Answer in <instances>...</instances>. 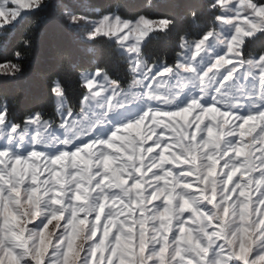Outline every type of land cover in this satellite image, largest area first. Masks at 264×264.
<instances>
[{
	"label": "snow or ice",
	"instance_id": "6c2138e0",
	"mask_svg": "<svg viewBox=\"0 0 264 264\" xmlns=\"http://www.w3.org/2000/svg\"><path fill=\"white\" fill-rule=\"evenodd\" d=\"M0 264H264V0H0Z\"/></svg>",
	"mask_w": 264,
	"mask_h": 264
},
{
	"label": "trees",
	"instance_id": "16d2710c",
	"mask_svg": "<svg viewBox=\"0 0 264 264\" xmlns=\"http://www.w3.org/2000/svg\"><path fill=\"white\" fill-rule=\"evenodd\" d=\"M97 3H107L108 0H96ZM123 2H127L130 4H136L139 3L140 0H123ZM182 9H176L177 15L183 14ZM37 35L43 42V55L47 58L44 61L38 63L33 70L32 73V79L33 80H39L40 79V73L47 72L49 67L51 66V60L58 54L57 50L59 49L60 54L66 53L69 49L74 50V54L77 56H84L83 52L75 51L76 46L73 45L69 40L67 39H58L55 42H52L49 39L50 35V29L46 28L45 26H40L37 29ZM23 38V34L21 32H18L16 35V40L13 41V44H15L17 41ZM162 45H157V48H162ZM13 51V48H9L8 54L10 55ZM15 92V89H13ZM16 111L19 113L21 111V107H18Z\"/></svg>",
	"mask_w": 264,
	"mask_h": 264
}]
</instances>
